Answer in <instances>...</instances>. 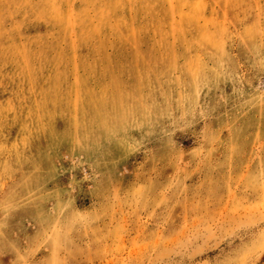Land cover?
<instances>
[{
	"label": "rangeland",
	"instance_id": "1",
	"mask_svg": "<svg viewBox=\"0 0 264 264\" xmlns=\"http://www.w3.org/2000/svg\"><path fill=\"white\" fill-rule=\"evenodd\" d=\"M0 264H264V0H0Z\"/></svg>",
	"mask_w": 264,
	"mask_h": 264
}]
</instances>
